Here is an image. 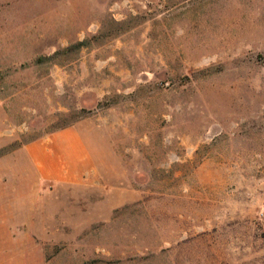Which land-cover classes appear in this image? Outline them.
I'll list each match as a JSON object with an SVG mask.
<instances>
[{"label": "rangeland", "instance_id": "obj_1", "mask_svg": "<svg viewBox=\"0 0 264 264\" xmlns=\"http://www.w3.org/2000/svg\"><path fill=\"white\" fill-rule=\"evenodd\" d=\"M264 0H0V264H264Z\"/></svg>", "mask_w": 264, "mask_h": 264}, {"label": "built area", "instance_id": "obj_2", "mask_svg": "<svg viewBox=\"0 0 264 264\" xmlns=\"http://www.w3.org/2000/svg\"><path fill=\"white\" fill-rule=\"evenodd\" d=\"M260 215L262 217H264V202L262 203V206H261V213H260Z\"/></svg>", "mask_w": 264, "mask_h": 264}]
</instances>
